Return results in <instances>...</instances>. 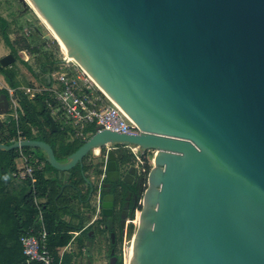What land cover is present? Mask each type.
<instances>
[{
    "label": "water",
    "instance_id": "95a60500",
    "mask_svg": "<svg viewBox=\"0 0 264 264\" xmlns=\"http://www.w3.org/2000/svg\"><path fill=\"white\" fill-rule=\"evenodd\" d=\"M30 1L140 133L97 131L64 162L42 141L0 151L38 149L68 173L95 149L138 147L142 176L108 153L101 211L113 229L110 185L142 186L129 264H264V0Z\"/></svg>",
    "mask_w": 264,
    "mask_h": 264
},
{
    "label": "trees",
    "instance_id": "16d2710c",
    "mask_svg": "<svg viewBox=\"0 0 264 264\" xmlns=\"http://www.w3.org/2000/svg\"><path fill=\"white\" fill-rule=\"evenodd\" d=\"M35 34L37 33L34 32L32 35ZM0 40L10 49L12 55H16L17 52L9 39V24L1 16ZM38 48L27 46L22 50L37 53ZM52 65H54L53 62L46 61L41 68L44 69L46 66L52 68ZM0 75L4 77L9 88L16 90L15 94L20 107L15 111L17 119L11 117L7 123L0 127V143L7 146L11 145L13 139L17 137V132L20 131L21 136L25 139L48 143L54 150L57 161L64 162L85 142L83 140H71L68 132L52 121L46 104V101L49 100L47 94L36 95L34 99L28 100L18 91L19 84L15 81L14 71L0 67ZM1 93L8 97L7 91L1 90ZM94 131L95 127L92 125L86 130L91 135ZM21 151L32 154L42 161L44 166L42 170L35 172L34 194L29 180L18 182L12 177L19 150L0 151V264H26L20 238L31 228L37 229V209L33 204L34 196L43 200L42 216L48 235V247L55 259L58 260L59 252L67 246L71 239V233L78 230V228L66 224L63 218L73 212L70 207L73 200H78L79 203L84 204L88 202L90 189L86 187L85 179L87 177L85 174L93 169L94 164L90 161V155L85 157L82 166H76L69 171V176L64 181V173L50 167L45 162L42 151L30 148H23ZM114 153L120 163L132 165L135 162L131 153L120 151ZM146 161L148 163V157ZM47 173L50 174L48 178L45 177ZM128 190L131 189L124 184L110 185L109 193L115 196V205L123 204ZM99 224L105 225L106 218L102 217L97 224L101 226ZM119 248L120 236H115L112 241V251L114 252L113 257L117 258L116 264H121ZM67 258L69 261H66ZM70 260L71 257H66L64 254L61 264H70Z\"/></svg>",
    "mask_w": 264,
    "mask_h": 264
},
{
    "label": "built area",
    "instance_id": "2783aa9c",
    "mask_svg": "<svg viewBox=\"0 0 264 264\" xmlns=\"http://www.w3.org/2000/svg\"><path fill=\"white\" fill-rule=\"evenodd\" d=\"M24 31L27 33L26 36H30L36 32V29H31L32 34H29V31H26V29ZM49 50V61L53 62L54 65L50 68L49 84H45L42 90L38 92V95L47 94L49 100L46 101V104L50 118L61 129H65L68 132L71 140L85 141L88 139L91 133H87L86 130L91 125L95 127L94 133L102 130L125 135H137L140 133L128 119L99 94L76 61L57 42ZM20 52L25 55L24 60L27 62L30 52L28 53L27 50ZM31 91L30 88L24 90L25 94H29ZM8 92L9 105L12 101L16 107L14 109L15 113L17 109H20L18 98L15 94L16 90L10 88ZM13 118L17 119L16 113ZM24 139L21 136V132L18 131L17 137L13 139V142H20ZM102 149L104 150L103 153H101ZM118 149H126L134 156L137 175H143L147 151L141 152L135 146L121 147L110 145H106L101 149H95L93 153L95 158L100 159V167L97 169V175L95 176L96 182H93L94 178H91L93 181L90 182L94 221L101 220L102 218V199L107 179L108 153ZM43 166L44 163L38 158L19 149V156L15 160V172L12 174V177L18 182L29 180L31 189L35 194V172L42 170ZM33 204L37 209V229L31 228L20 238L25 262L26 264H61L65 251L69 250V245L62 250L58 260H56L48 247V235L43 224L42 200L34 196ZM136 208L137 205L133 210L132 216L125 219L121 229L119 248V260L121 264H129L131 260L130 240Z\"/></svg>",
    "mask_w": 264,
    "mask_h": 264
},
{
    "label": "rangeland",
    "instance_id": "374dc122",
    "mask_svg": "<svg viewBox=\"0 0 264 264\" xmlns=\"http://www.w3.org/2000/svg\"><path fill=\"white\" fill-rule=\"evenodd\" d=\"M0 16L9 24V39L17 52L16 55H13L16 60L15 63L5 69L15 72V81L19 84L18 91L26 96L28 100H32L36 95H38V92L41 91L45 85H41L38 81L40 80L42 82L46 79L44 69L47 66L42 70H39L38 67L46 62V54L48 55L50 51L49 49L54 47V43H56L55 39L51 36L45 25L39 20L36 13H34L33 10L22 0H0ZM36 28L38 29L39 34L32 35L31 37L26 36L27 33L24 29L29 31V34H32L31 29ZM0 44L4 43L0 40ZM27 46L39 48L37 53L28 51V53H30L28 54L27 62H25V55H23L20 51L25 49ZM5 51L8 52V54L11 53L9 48H5ZM33 71L37 72L36 78ZM27 88L32 90L31 93L25 94L24 90ZM8 89L10 88L4 77L0 75V90H5L9 93ZM15 108V105L11 101L8 113L4 116H0V120L3 124L7 123L8 119L11 117H15ZM103 151L104 150L102 149L101 153H103ZM89 157L90 161L94 164V167L88 172V178H90V181H93L91 178H94L93 182H96L95 176L97 175V169L100 167V159L95 162L94 153ZM133 166L135 167V162L133 163ZM68 256L69 255L66 254V257ZM66 261H69V259L67 258Z\"/></svg>",
    "mask_w": 264,
    "mask_h": 264
},
{
    "label": "crops",
    "instance_id": "0c3cea01",
    "mask_svg": "<svg viewBox=\"0 0 264 264\" xmlns=\"http://www.w3.org/2000/svg\"><path fill=\"white\" fill-rule=\"evenodd\" d=\"M36 33L39 34L37 28H36ZM3 45L5 46V44H0V59L8 55V52L5 51V48L8 47L5 46L4 48ZM49 60H50L49 56L46 54V61ZM43 64L39 65L40 68ZM116 151L130 153L126 149H118ZM115 156L117 158L116 154ZM94 161L97 162L99 161V159L95 158ZM49 175L50 174L47 173L45 174V177L48 178ZM68 176H69L68 173H64L63 180L66 181ZM85 176L87 177V180L90 183L91 181L89 180L90 178H88V173H86ZM86 187L87 188L89 187L90 189L88 202H87L88 204L87 203L84 204L81 202L79 203L78 200H73L70 204V207L73 210V212L70 215L64 216L63 218V221L66 224L78 228V230L71 233V239L67 244V246L69 245V250L65 251L64 254H68L71 257L70 264H110V260L113 252L112 241L114 239L112 237V234L116 236L117 232L114 233L107 219L105 225L99 224L101 226L97 225L98 221L100 220L94 221V208L92 205L93 200H92L91 187L88 183H86ZM119 234L120 233L117 234V237L120 236ZM62 250L59 252V256Z\"/></svg>",
    "mask_w": 264,
    "mask_h": 264
},
{
    "label": "flooded vegetation",
    "instance_id": "af4514ba",
    "mask_svg": "<svg viewBox=\"0 0 264 264\" xmlns=\"http://www.w3.org/2000/svg\"><path fill=\"white\" fill-rule=\"evenodd\" d=\"M38 68H39V70H42V68H40V66ZM33 74L36 78L37 72L33 71ZM48 82H49V80L47 77V73H46V81H42V82L40 80L38 81V83H40L41 85L47 84ZM0 94H2L1 90H0ZM141 192H142V186L137 187L134 191L128 190L126 192V196L124 198L123 204L117 206L118 211L115 214V222H114V226H113L114 233L117 232L116 236L118 233H121V228H120L121 224L124 223V221L127 217H129L131 210L133 211L135 209V207L137 205V201L141 195Z\"/></svg>",
    "mask_w": 264,
    "mask_h": 264
},
{
    "label": "bare ground",
    "instance_id": "6f19581e",
    "mask_svg": "<svg viewBox=\"0 0 264 264\" xmlns=\"http://www.w3.org/2000/svg\"><path fill=\"white\" fill-rule=\"evenodd\" d=\"M23 2H25L32 10L34 13H36V15L39 17V20L45 25V27L49 30L51 36L55 39V41L58 43V45L67 53L68 50L65 48V46L62 44V42L59 40V38L57 37V35L54 33V31L51 29V27L48 25V23L45 21V19L43 18V16L39 13V11L37 10V8L32 4V2L30 0H23Z\"/></svg>",
    "mask_w": 264,
    "mask_h": 264
}]
</instances>
